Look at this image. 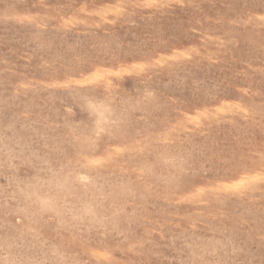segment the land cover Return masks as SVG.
I'll return each mask as SVG.
<instances>
[{
	"label": "rangeland",
	"instance_id": "1",
	"mask_svg": "<svg viewBox=\"0 0 264 264\" xmlns=\"http://www.w3.org/2000/svg\"><path fill=\"white\" fill-rule=\"evenodd\" d=\"M0 264H264V0H0Z\"/></svg>",
	"mask_w": 264,
	"mask_h": 264
}]
</instances>
